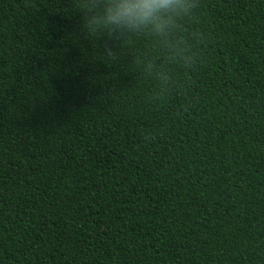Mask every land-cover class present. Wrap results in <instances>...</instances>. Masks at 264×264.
Segmentation results:
<instances>
[{
	"label": "trees",
	"instance_id": "1",
	"mask_svg": "<svg viewBox=\"0 0 264 264\" xmlns=\"http://www.w3.org/2000/svg\"><path fill=\"white\" fill-rule=\"evenodd\" d=\"M0 0V264H264V0Z\"/></svg>",
	"mask_w": 264,
	"mask_h": 264
},
{
	"label": "clouds",
	"instance_id": "2",
	"mask_svg": "<svg viewBox=\"0 0 264 264\" xmlns=\"http://www.w3.org/2000/svg\"><path fill=\"white\" fill-rule=\"evenodd\" d=\"M183 7V0H107L101 19L105 26L129 30L151 27L163 33L170 23L169 13Z\"/></svg>",
	"mask_w": 264,
	"mask_h": 264
}]
</instances>
